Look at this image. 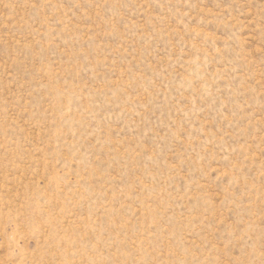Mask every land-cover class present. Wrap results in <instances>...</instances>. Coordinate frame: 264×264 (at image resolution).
I'll return each instance as SVG.
<instances>
[{
  "label": "rangeland",
  "instance_id": "obj_1",
  "mask_svg": "<svg viewBox=\"0 0 264 264\" xmlns=\"http://www.w3.org/2000/svg\"><path fill=\"white\" fill-rule=\"evenodd\" d=\"M0 264H264V0H0Z\"/></svg>",
  "mask_w": 264,
  "mask_h": 264
}]
</instances>
